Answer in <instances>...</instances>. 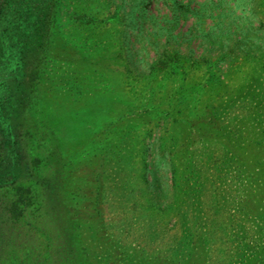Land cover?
I'll use <instances>...</instances> for the list:
<instances>
[{
  "label": "rangeland",
  "instance_id": "obj_1",
  "mask_svg": "<svg viewBox=\"0 0 264 264\" xmlns=\"http://www.w3.org/2000/svg\"><path fill=\"white\" fill-rule=\"evenodd\" d=\"M49 43L60 190L0 264H264V0H58Z\"/></svg>",
  "mask_w": 264,
  "mask_h": 264
},
{
  "label": "trees",
  "instance_id": "obj_2",
  "mask_svg": "<svg viewBox=\"0 0 264 264\" xmlns=\"http://www.w3.org/2000/svg\"><path fill=\"white\" fill-rule=\"evenodd\" d=\"M57 1L0 0V261L26 231L44 232L41 221L53 215L51 195L60 190L47 173L57 149L31 117ZM168 62L176 63H160Z\"/></svg>",
  "mask_w": 264,
  "mask_h": 264
}]
</instances>
